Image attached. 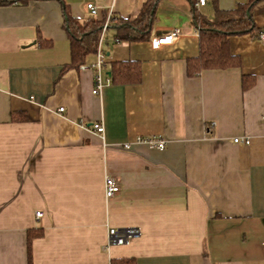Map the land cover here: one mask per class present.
I'll use <instances>...</instances> for the list:
<instances>
[{
    "label": "crops",
    "instance_id": "0c3cea01",
    "mask_svg": "<svg viewBox=\"0 0 264 264\" xmlns=\"http://www.w3.org/2000/svg\"><path fill=\"white\" fill-rule=\"evenodd\" d=\"M64 1L74 17L107 20L137 18L148 0ZM248 1L159 0L150 34L181 33L159 48L148 39L119 40L108 25L97 94L94 70L81 67L94 63L96 52L69 67L61 2L0 6V264H31V236L32 264H111L122 257L137 264H264L260 31L230 36L237 67L187 74V59L200 52L194 9L213 18L216 7ZM253 17L264 28V1ZM119 60L140 62L139 82L107 83ZM153 136L165 140L164 149L136 142ZM107 177L121 188L110 198ZM110 228L138 233L111 245Z\"/></svg>",
    "mask_w": 264,
    "mask_h": 264
},
{
    "label": "trees",
    "instance_id": "16d2710c",
    "mask_svg": "<svg viewBox=\"0 0 264 264\" xmlns=\"http://www.w3.org/2000/svg\"><path fill=\"white\" fill-rule=\"evenodd\" d=\"M33 0H0V6L25 5ZM48 1V0H37ZM62 4L64 27L71 41V63L69 67H80L85 63L90 54L97 52V47L106 17L99 19L89 17L80 19L70 14L64 0H57ZM159 0H148L141 9L137 18L123 17L112 14L109 26L117 27L118 39L135 41L148 39ZM260 1L249 0L248 3L237 5L236 8L226 10L216 7L214 17L206 18L194 9V18L200 34L198 55L187 59V74L194 76L200 71L209 68L224 69L237 67L241 61L239 56L232 53L229 47V38L232 35L252 33L260 31L253 17V8ZM49 44L42 42L41 45ZM141 64L135 60L113 61L110 68V79L112 83H136L141 79ZM250 83L244 77V87ZM32 236L29 238L28 254L32 264L31 251ZM111 264H137L134 257L113 258Z\"/></svg>",
    "mask_w": 264,
    "mask_h": 264
},
{
    "label": "built area",
    "instance_id": "2783aa9c",
    "mask_svg": "<svg viewBox=\"0 0 264 264\" xmlns=\"http://www.w3.org/2000/svg\"><path fill=\"white\" fill-rule=\"evenodd\" d=\"M207 1L209 0H196V5L197 6H204L207 4ZM88 9L91 13V15L96 16L98 13V8L95 4L89 3L88 4ZM111 14L108 16L107 20L105 21L101 33V39L99 42V46L97 48V59L94 63L88 64V65H82V68L86 69H92L94 70V89L93 93L97 94L100 92L101 88L104 85V79H103V72L105 68L107 67V61H106V55L104 51L101 49V43L103 39V35L105 31L108 28L109 25V20H110ZM180 29H174L168 33H164V35H158L155 33L149 34V41L151 45L154 48H159L160 46L164 44H172L175 39L179 36ZM259 39L261 42L264 43V28L260 30L259 34ZM107 83L110 82V77H106ZM64 110L63 107L59 108V111L62 112ZM93 128L98 131V132H103L104 131V125L101 122H96L93 124ZM136 142L139 143H145L153 147H157L159 149H164L166 142L164 139L160 137H138ZM235 143H240L244 142L246 144L250 143L249 138H235L234 139ZM125 148H130V143H126L124 145ZM120 185L118 181L112 177H107L105 180V194L108 198L113 197L120 191ZM44 215V212L42 210H38L36 212V216L38 218L42 217ZM138 230L134 228H128V229H117V228H110L109 230V244L111 245H123L127 244L132 240V238L137 235Z\"/></svg>",
    "mask_w": 264,
    "mask_h": 264
}]
</instances>
